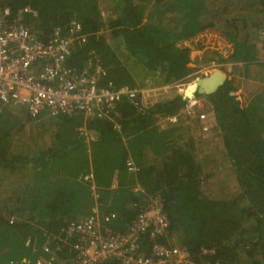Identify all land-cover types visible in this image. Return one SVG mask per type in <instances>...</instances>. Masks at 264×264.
I'll return each mask as SVG.
<instances>
[{"label":"trees","instance_id":"1","mask_svg":"<svg viewBox=\"0 0 264 264\" xmlns=\"http://www.w3.org/2000/svg\"><path fill=\"white\" fill-rule=\"evenodd\" d=\"M110 1L104 18L100 0H6V18L43 41L55 27L77 20L87 42L72 48L67 65L83 70L87 52L93 51L104 70L101 83L112 81L115 86L185 80L193 68L188 65L191 50L183 41L205 30L220 33L233 44L232 50L227 60L220 55L212 60L240 62L246 76L259 83L244 105L229 95L231 81L205 96L239 192L222 199L205 197L190 124L178 120L157 125L159 117L187 105L178 102L179 95L161 96L147 112L124 97L116 105V121L85 120L80 114L32 118L24 107L17 115L4 105L0 263L36 258L42 253V228L55 231L64 221L88 214L92 198L82 176L92 173L101 211L118 213L111 223L115 229L124 231L137 211L142 195L129 190L136 182L162 195L169 235L179 237L194 261L264 264V61H257L256 51L264 29V0ZM25 7L36 13L24 12ZM127 158L139 167L136 173L127 171ZM149 246L141 238L143 253H149ZM66 254L58 252L60 259Z\"/></svg>","mask_w":264,"mask_h":264},{"label":"built area","instance_id":"2","mask_svg":"<svg viewBox=\"0 0 264 264\" xmlns=\"http://www.w3.org/2000/svg\"><path fill=\"white\" fill-rule=\"evenodd\" d=\"M5 2L0 0V110L6 105L24 107L32 118L41 114L50 117L80 114L85 120L116 121V105L124 97L134 104L139 103L147 112L161 96L180 95L188 83L216 68L231 71L234 66L242 65L231 61L197 62L181 81L161 85L147 82L115 86L112 81L102 84L104 70L93 51L87 52L88 61L83 70L67 65L72 48L87 42L88 34L77 20H71L65 28L55 27L51 36L43 41L21 24L9 23L6 18L9 8ZM23 11L36 13L29 7ZM256 46L257 61H264V29L259 31ZM195 100L187 102L182 111L159 117L157 125L163 127L179 119L189 120L187 116L191 114L201 132H209L215 121L213 112L206 103L198 104ZM114 127L119 128L117 124ZM89 135L86 133V141ZM125 166L129 173L139 169L131 158L126 159ZM82 179L90 186L89 213L64 221L55 231L42 228V253L36 258L10 259L0 264H104L110 260L118 264H221L220 260L194 261L188 249L169 235L170 219L160 193L148 192L136 183L129 185L131 193L142 195L141 202L127 228L120 231L111 224L118 213L101 211L99 187L92 173L84 174ZM116 188L114 182L112 189ZM141 238H147L150 243L148 254L141 251ZM59 251L67 252L66 256L60 259Z\"/></svg>","mask_w":264,"mask_h":264},{"label":"rangeland","instance_id":"3","mask_svg":"<svg viewBox=\"0 0 264 264\" xmlns=\"http://www.w3.org/2000/svg\"><path fill=\"white\" fill-rule=\"evenodd\" d=\"M111 5L112 4L110 0H100L102 17L105 18L106 16H108V13L105 12V9L107 10V8ZM215 38L218 39L217 36ZM205 40L206 39L204 38L203 42H205ZM108 41H110L109 38H108ZM213 44L215 45V42H213ZM218 44H220V42H218ZM113 45H114V42L111 44V48L113 47ZM222 48L227 49L226 46ZM212 49L217 50V51L219 50V48L216 49L215 47H213ZM257 50H258V47L256 46V51ZM209 55L213 57L214 59L218 58V54L215 53V51H213V53H210ZM209 55L207 54L206 56V54H204V56L200 58L202 62L205 63L206 61L205 59H207ZM196 56L197 54L195 55V57ZM235 69L237 70V72L238 71L244 72L247 68L242 65L234 66V68H232L231 71H228L227 68H223V72L226 74L227 79L229 78L228 77L229 72H233ZM247 78H248L247 81L243 79H238L239 86H242L243 88H247L250 91L257 90L259 83L257 81L252 80L250 77H247ZM206 104L208 105V102H206ZM9 109H12L11 111L17 115H20L21 111H24L22 107H16V106L9 107ZM199 110L201 111V109ZM45 116L47 115L45 114ZM41 118H44V115H41ZM192 118H195V117H192ZM185 120L187 119L185 118ZM216 127L217 125L213 124L212 129H210L209 132H206V133L201 132V135L206 136L207 134H209L208 139L202 140L201 136H198L197 134L193 132L191 133L195 139V153H196L197 159L199 160V162H201V166H202L203 195L207 198L222 199V198H227L231 195H235L236 193L239 192V188H238V184L235 178L233 167L226 156V151L223 147L222 139L220 141V134L217 132L218 130L216 129ZM11 218H14V217H11ZM173 237L179 240L178 236L173 235Z\"/></svg>","mask_w":264,"mask_h":264},{"label":"crops","instance_id":"4","mask_svg":"<svg viewBox=\"0 0 264 264\" xmlns=\"http://www.w3.org/2000/svg\"><path fill=\"white\" fill-rule=\"evenodd\" d=\"M216 36L218 37V39L215 38ZM106 37L109 38L108 34H107ZM204 38L206 39L205 42H203ZM109 40H110V38H109ZM213 42H215V45L213 44ZM218 42H220V44H218ZM183 44L185 46H188L190 48V50H191V52H190L191 61L188 64L189 67H191V68H193V65L196 64L197 62L204 63V62H202V60L200 58L202 56H204V54H206V56H207V54L209 55L210 53H213V51H215V53L220 55L222 60H227L228 57H227L226 54L232 50V45H233L230 41H228V39H226L220 33L216 32L214 30H205L204 32H201L197 36H195L193 38H189L188 41L187 40L183 41ZM225 46L227 47V49H223L222 48V47H225ZM213 47H215L216 49L219 48V50L218 51L214 50V49H212ZM196 54H197V56L195 57ZM212 59H214V58L209 55L207 57V59H205V60L207 61V60H212ZM197 60H199V61H197ZM214 61H216V60H214ZM208 62H210V61H208ZM221 70H223V69H221ZM228 77L229 78L227 79V81H231L232 82V84L234 86V90H235L234 91L235 95H237L236 98L238 100V103L240 102V104L244 105L246 103L248 95L251 92H254V91L248 90L247 88H243L242 86H239L238 79H243V80H246V81L248 79L247 76H246V70L244 72H239V71L237 72V70L235 69L233 72L229 73ZM195 101L198 104H202L204 102L205 103L208 102V105L206 104L207 108L211 109V105H210L209 101L207 100V98L205 96H199ZM189 107L190 106L188 105V108ZM184 108H186V107H184ZM180 111H182V110H180ZM43 115L45 116V114H43ZM45 117H47V116H45ZM192 117L193 116L188 115L187 118L190 121L189 120L188 121L187 120H183V121L186 122L187 124L189 123L190 126H192L190 128L191 132L197 134L198 136H201L202 140L203 139H208L209 134H207L206 136L205 135H201V130L199 128V125L194 120V118H192ZM179 120H182V119H179ZM213 124H215V121L213 122ZM216 129L218 130L217 132L219 133L218 127H216ZM220 141H221V136H220ZM136 184H139V183H136ZM130 185H132V184H130Z\"/></svg>","mask_w":264,"mask_h":264},{"label":"water","instance_id":"5","mask_svg":"<svg viewBox=\"0 0 264 264\" xmlns=\"http://www.w3.org/2000/svg\"><path fill=\"white\" fill-rule=\"evenodd\" d=\"M226 83V74L221 69L216 68L210 74L200 76L188 83L179 95L178 102H190L199 96L209 97L225 86ZM229 95L234 97V101H237L233 90H230Z\"/></svg>","mask_w":264,"mask_h":264},{"label":"clouds","instance_id":"6","mask_svg":"<svg viewBox=\"0 0 264 264\" xmlns=\"http://www.w3.org/2000/svg\"><path fill=\"white\" fill-rule=\"evenodd\" d=\"M223 71V70H222ZM236 96V95H235Z\"/></svg>","mask_w":264,"mask_h":264}]
</instances>
